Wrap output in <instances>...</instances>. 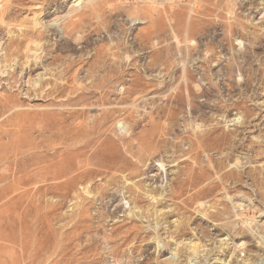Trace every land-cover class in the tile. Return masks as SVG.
<instances>
[{
	"label": "rangeland",
	"instance_id": "1",
	"mask_svg": "<svg viewBox=\"0 0 264 264\" xmlns=\"http://www.w3.org/2000/svg\"><path fill=\"white\" fill-rule=\"evenodd\" d=\"M0 264H264V0H0Z\"/></svg>",
	"mask_w": 264,
	"mask_h": 264
},
{
	"label": "built area",
	"instance_id": "2",
	"mask_svg": "<svg viewBox=\"0 0 264 264\" xmlns=\"http://www.w3.org/2000/svg\"><path fill=\"white\" fill-rule=\"evenodd\" d=\"M162 3H167L169 0H160Z\"/></svg>",
	"mask_w": 264,
	"mask_h": 264
},
{
	"label": "bare ground",
	"instance_id": "3",
	"mask_svg": "<svg viewBox=\"0 0 264 264\" xmlns=\"http://www.w3.org/2000/svg\"><path fill=\"white\" fill-rule=\"evenodd\" d=\"M157 1H159V2H161L162 3V1H160V0H157ZM169 1H175V0H169ZM162 166V165H161ZM163 167V166H162Z\"/></svg>",
	"mask_w": 264,
	"mask_h": 264
}]
</instances>
